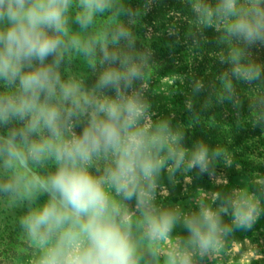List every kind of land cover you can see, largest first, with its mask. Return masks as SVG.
<instances>
[{
	"label": "clouds",
	"instance_id": "1",
	"mask_svg": "<svg viewBox=\"0 0 264 264\" xmlns=\"http://www.w3.org/2000/svg\"><path fill=\"white\" fill-rule=\"evenodd\" d=\"M70 0H0V24L7 27L0 29V77L7 81L19 78L21 96L16 98L0 97V121L7 122L10 116L30 120L21 136L26 140L27 133L38 132L40 126L47 128L51 138L28 143L27 154L16 143L13 133L0 146V152L7 154L5 164L12 165L15 159L27 166L29 158L40 161L46 156L54 155L58 162L56 172L45 180L34 178L30 183L39 186L50 194L51 199L39 209H32L21 220L27 234L37 241L41 249L39 264H136L134 246L129 233L122 230L121 225L127 218L118 220L119 208L110 202L103 184L110 182L118 194L123 193L126 199L135 194L139 174L151 179L159 170L160 161L154 160L150 148L160 149L164 146L166 125L158 134L150 138L143 130H135L137 120L143 114L142 105L135 94L125 96L119 85L121 81L131 83L138 77L135 66L127 67L125 72L115 69L105 72L99 86L116 85L117 96L95 102L86 96L77 95L74 85L64 84L54 72V67H42L22 73L24 62L43 61L49 55L57 54L64 43L61 35L66 36V13ZM236 0H222L217 11L225 14L234 12ZM82 9L76 16L81 27H86L96 12H104L109 8L110 0H79ZM198 7V6H197ZM264 29V13L257 11L251 20L236 22L230 32H235L252 41L258 38ZM49 32L55 35H50ZM71 43L79 45L73 38ZM85 53L91 51L84 48ZM233 75L245 79L254 78L258 69L245 67L239 63L238 53L232 56ZM55 60L53 65H58ZM59 85L61 98L69 101L71 107L67 115L92 108L88 127L82 135H72L70 140L64 139L61 128L63 121L60 110L47 103V98L55 94ZM228 87H231L229 83ZM41 93L45 94V102H41ZM103 149H111L117 156L115 169L104 177H94L86 165L93 153ZM207 149L199 146L195 163L202 169L207 165ZM183 161V153L176 160L179 166ZM9 185L5 190H10ZM147 203L144 197L138 199V206ZM252 209L245 210L243 203L234 206V218L239 225H247L251 221ZM204 231L200 226L188 222L193 243L201 249H208L213 242L214 234L219 227V218L209 210H202ZM149 235L164 238L170 232L173 217L163 213L159 218L146 216ZM54 241V242H53ZM170 264H177L171 259ZM181 264H187L186 259Z\"/></svg>",
	"mask_w": 264,
	"mask_h": 264
},
{
	"label": "rangeland",
	"instance_id": "2",
	"mask_svg": "<svg viewBox=\"0 0 264 264\" xmlns=\"http://www.w3.org/2000/svg\"><path fill=\"white\" fill-rule=\"evenodd\" d=\"M119 1L117 8L121 10L127 0ZM217 1L219 0H148L147 13L149 11L153 18V24L150 23L151 19L148 22L149 31L174 34L180 29L182 23L195 17L206 23H213L217 32H223L227 28L229 14L217 11L220 6ZM72 2L73 0H70L69 7ZM160 15H164L163 22L158 19ZM0 29L3 28L0 27ZM226 37L225 33L220 41L226 44L225 46L220 44L218 51L196 53L191 61H188L190 68H187L185 72L170 70L160 76L154 71L142 70L138 77L132 79L130 93L127 86L124 95L135 94L139 102L145 106L143 114L132 130H143L145 136L150 138L158 134L161 127L165 125L167 127L163 148H150L153 159L161 162L159 170L150 180L139 174L136 191L131 199H126L123 193L118 194L110 182L103 184L110 202L115 203L119 208L118 219L126 217L127 223L133 221L142 226L146 216H149L155 206L160 207L167 202L178 200L180 196L192 198L195 193L193 191L206 188L216 190L222 202L228 206L230 225L239 224L234 218V206L238 202H243L245 210L252 209V218L248 223L252 228L248 226V232L254 231L255 234L264 235V171L256 170L260 169L262 164L264 165V161L261 158L254 160L256 168L249 171V181L245 182L249 183L248 186H238L236 182L240 184L241 178L232 177L233 173L249 169L250 164H246V158L242 156V146L246 139L243 137L245 128L255 127L256 133L262 130L264 135V119L258 121L252 118L253 113L246 112L249 109L255 113L258 109L264 110V73L251 79L233 75L232 68L235 65L231 57L232 46L227 44ZM185 45L189 47L193 44ZM167 60L168 63H166ZM164 62L171 66L178 65L182 60L179 59L178 53H172L167 59L155 56L153 65H156L155 69H158ZM239 63L247 67L242 60H239ZM42 67H54V72L62 83L73 85L68 83L64 70L58 71L53 63H46L45 60L43 64L38 60L24 62L22 70L26 73ZM13 87L16 90L20 89L19 84ZM6 90H12V87L9 86ZM1 91L4 92L5 89H1L0 79ZM55 91H60L59 85L56 86ZM76 91L77 95L86 96L93 102L99 100L98 95L90 94L89 96L90 92H85L84 88L78 87ZM88 109L89 107L85 111ZM244 124L248 126L245 127ZM21 132L19 139L24 145L25 154H27L28 143L51 138L39 132H32L27 133L25 140ZM62 133L67 140H70L74 134ZM254 139L257 142L253 144L258 147L252 148L255 152L264 153V138ZM201 145L207 149V165L203 169L195 163V157ZM181 153H183V161L177 166L176 160ZM116 159L117 156L113 151L102 150L99 153H93L86 167L89 172L93 169L99 174L97 176L94 174V177H104L107 181L108 172L115 169ZM29 160L35 161L31 158ZM40 161L57 162L54 155L46 156ZM98 168L107 171V175H100L99 170H96ZM239 193L246 194L249 198H243L244 196L241 195L242 198L238 200ZM142 196L147 203L138 206V199ZM232 231L229 228V232ZM22 240L26 243L22 245L25 249L21 252V257L5 261L3 264H39L42 253L37 241L32 239L26 230L22 233ZM27 245L33 246L34 249L31 251L26 249ZM205 264H236V262L208 261Z\"/></svg>",
	"mask_w": 264,
	"mask_h": 264
},
{
	"label": "trees",
	"instance_id": "3",
	"mask_svg": "<svg viewBox=\"0 0 264 264\" xmlns=\"http://www.w3.org/2000/svg\"><path fill=\"white\" fill-rule=\"evenodd\" d=\"M117 1L120 2L119 0H110L109 8H106L104 12L94 13L92 21L86 27H81L76 21V16L82 9L79 6V0H73L66 13L67 35H61L64 43L58 49L57 54L45 58L46 63H53L58 59L59 63L55 65L56 69L64 70V76L67 77L68 83H73L75 88H84L85 92H90L89 96L98 95L99 100L116 98V85L99 86L101 76L112 69L125 72L127 67L135 66L138 72L142 70L154 71L160 76L170 70L185 72L187 68H190L188 61H191L196 53L215 52L220 49V44L225 46L226 43L220 41L225 33L227 44L232 46L231 57L234 53H238L239 60L247 64V67L258 69L261 75L264 73V29L261 30L260 36L252 41L245 40L243 36L229 31L236 22L256 17L257 11L264 13V0L236 1L234 12L229 14V22L223 32H217L213 23H206L194 17L182 23L180 29L174 34L149 31L148 22L151 19L150 23L153 24V18L149 11L147 13L148 0H128L121 10L117 8L119 4ZM217 2L219 5L222 4V0ZM162 17L164 15H160L158 19L162 21ZM157 24L154 25L158 26ZM0 27L6 28L7 25L0 24ZM49 34L55 35L51 32ZM73 38L79 40V45L74 46L71 43ZM185 44L193 45L188 47ZM180 45L181 47H179ZM86 46L91 48L88 53L84 51ZM172 53H178L182 62L170 66L166 64L167 60L162 65L158 64L160 67L155 69L157 68L156 65H153L155 56L167 59ZM123 62L125 63L123 64ZM0 79L1 89H5L4 92H0V97L16 98L21 96V89L16 90L13 87L20 83L19 78L14 81H7L3 77ZM131 85L132 81L131 83L121 81L119 87L125 94L127 86L128 93H130ZM9 86L12 87V90L7 91ZM40 100L45 102V94L41 93ZM47 103L60 110L63 121L62 132H72L76 136H80L83 130L88 127L92 113L91 107L87 111L76 112L69 117L66 110L71 107V104L61 98L60 91H55L54 95L47 98ZM248 111H246L248 114L253 113L252 118L263 121V109H258L256 113ZM29 120V116H25L24 119L10 116L6 123L0 121V146H3L13 133H16L17 146L24 151L25 148L19 139V133L26 128ZM38 132L51 136L48 129L42 125ZM262 132L261 130L256 133L255 127L245 128L243 137L246 138L244 140L246 143L244 142L242 146V156L246 158V164H250L249 169L246 168L245 171L232 175V177L239 176L241 178L239 179L240 184L236 182L240 187L249 185L245 182L249 181V171L256 168L254 160L261 158L264 161V153L255 152V149L252 148L258 147L253 144L257 142L254 138L259 140L264 138ZM7 158L6 153L0 152V264L21 257V252L25 249L22 245L26 243H23L22 240V233L25 230L21 224L22 218L32 209L41 208L51 199L50 194L44 191L39 184L30 182L34 178L47 179L56 172L58 167V162L31 161L29 159L26 167L15 159L12 160L11 166H7L5 164ZM96 170H99L100 175H107V171H102L101 168ZM256 170L264 171V165L262 164L260 169ZM90 174L99 175L93 169L90 170ZM9 185H11V189L6 191L5 189ZM121 227L122 230L129 233L130 241L135 249L136 264H170L147 238L140 224L132 221L122 224ZM26 249L31 251L34 248L27 245Z\"/></svg>",
	"mask_w": 264,
	"mask_h": 264
},
{
	"label": "crops",
	"instance_id": "4",
	"mask_svg": "<svg viewBox=\"0 0 264 264\" xmlns=\"http://www.w3.org/2000/svg\"><path fill=\"white\" fill-rule=\"evenodd\" d=\"M193 192L195 193L192 198L180 196L178 200L167 202L160 207L155 206V209L149 214V216L159 218L161 214L168 213L173 217L171 230L166 237L150 236L147 219L142 225L144 234L156 246L163 258L169 262L171 259H175L177 264H181L185 259L187 264L192 262L205 264L208 261L264 264V235L255 234L254 231L249 233L248 226L251 224L230 225L228 221L229 208L222 202V198L216 190L198 188ZM239 194L237 195L238 200L242 196L249 198L246 194ZM252 201H254L253 198ZM205 209L219 218V227L214 234L212 245L206 250L201 249L198 243H193L192 233L187 226L188 222L192 221L204 231L201 213ZM229 228L233 230L231 233Z\"/></svg>",
	"mask_w": 264,
	"mask_h": 264
},
{
	"label": "flooded vegetation",
	"instance_id": "5",
	"mask_svg": "<svg viewBox=\"0 0 264 264\" xmlns=\"http://www.w3.org/2000/svg\"><path fill=\"white\" fill-rule=\"evenodd\" d=\"M118 2V1H117ZM127 2H128V0H127ZM125 5V3L123 4V6Z\"/></svg>",
	"mask_w": 264,
	"mask_h": 264
}]
</instances>
